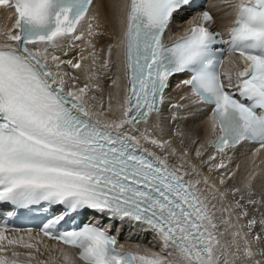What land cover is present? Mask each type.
I'll return each mask as SVG.
<instances>
[{"label":"snow or ice","instance_id":"6c2138e0","mask_svg":"<svg viewBox=\"0 0 264 264\" xmlns=\"http://www.w3.org/2000/svg\"><path fill=\"white\" fill-rule=\"evenodd\" d=\"M0 7V264H264V185L230 184L238 149L264 151V0L186 23L199 0ZM36 211L39 232L4 218Z\"/></svg>","mask_w":264,"mask_h":264},{"label":"bare ground","instance_id":"6f19581e","mask_svg":"<svg viewBox=\"0 0 264 264\" xmlns=\"http://www.w3.org/2000/svg\"><path fill=\"white\" fill-rule=\"evenodd\" d=\"M108 0H95L94 4H100L104 5L107 3ZM214 4H219V0H210V5L212 7V10L216 12V8L213 7ZM102 16H101V23L103 25V31L111 33L114 28V22L111 19V15L105 14V10L103 7L101 8ZM218 15H222L221 13H217ZM229 18H225L223 23H227ZM10 24L11 21L8 20V12L4 10L2 7H0V27H3L5 24ZM223 24H218L217 27H222ZM107 38L104 40L98 41V47H104L106 43ZM80 48H85V55H87V48L85 44H80ZM79 51V49H77ZM117 74L122 75V72L117 73L116 69L114 68L112 73L108 74V77H113ZM108 77H101L103 84L105 85V99L107 97V92L112 90L111 88V80ZM179 79L174 83L172 87V96H173V101L179 99V95L183 94V91L185 90H177L175 88V85L179 82L181 77H178ZM165 115H168L166 112ZM207 117V112H205L203 115L200 116V119L196 121L195 123H200L201 124V131H200V137L201 140H204L207 138L208 133L206 130V126L202 124V121L206 120ZM167 124V122H166ZM171 126H168V131L169 133L171 132ZM258 145L254 144H246L244 147L238 149L233 157V161L230 165L231 169L236 171V176L235 178L230 181V184L236 187H242L243 184L246 182L248 176L250 173H257V178L254 181L255 186L257 188V193L259 196V192L261 190V186L264 185V151H261L259 153L256 152V149L258 148ZM211 150V149H210ZM237 166H239L237 168ZM216 176L215 174L213 175V179H215ZM257 196V198H258ZM126 231V233H124ZM124 232H121V243H125L127 245H133L136 243H143L147 244L148 246H152L154 241L152 240L151 235H137L135 233L129 232L128 230H124ZM47 243L50 244H55L50 241H46Z\"/></svg>","mask_w":264,"mask_h":264},{"label":"rangeland","instance_id":"374dc122","mask_svg":"<svg viewBox=\"0 0 264 264\" xmlns=\"http://www.w3.org/2000/svg\"><path fill=\"white\" fill-rule=\"evenodd\" d=\"M258 215V214H257ZM124 232V231H123ZM124 233H126V231L124 232Z\"/></svg>","mask_w":264,"mask_h":264}]
</instances>
